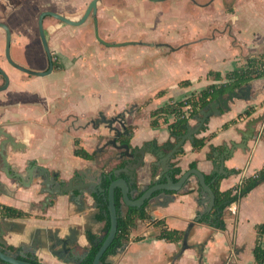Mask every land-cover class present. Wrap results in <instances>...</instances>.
Returning a JSON list of instances; mask_svg holds the SVG:
<instances>
[{"label": "crops", "instance_id": "0c3cea01", "mask_svg": "<svg viewBox=\"0 0 264 264\" xmlns=\"http://www.w3.org/2000/svg\"><path fill=\"white\" fill-rule=\"evenodd\" d=\"M91 1L0 0L4 8L0 18H7L14 30L15 56L34 65L36 70H43L39 14L48 10L80 16ZM204 1L118 0L115 3V0H101L97 15L99 35L104 12L113 11L112 19L106 24L111 36H100L103 40L149 44L121 46L125 50L105 46L99 41L104 47L98 45L95 34L80 41L87 36L85 31L90 30L91 20L75 28L67 24L53 25L46 20L53 51L65 55L63 61L75 57L78 61L62 64L64 70L54 73L55 78L52 75L35 83L22 81L17 72L10 73L9 88L0 92V127L23 144L19 151L8 148L13 170L24 174L28 165L33 164L48 169L57 182L68 184L73 180L69 187L72 189L79 185L82 174L91 188L102 185V175L123 168L119 165L126 161H121L116 148L105 147L113 138L112 130L92 122L101 116L111 119L118 114L124 115L127 126L133 128L132 151L148 145L169 152L165 145L177 142L169 127L175 118L170 116L167 123L160 119L153 127L151 112L170 102L198 95L212 84L223 86L225 95L243 88L242 97L234 98L229 110L209 118L196 135L197 138L208 137L200 151H195L188 141L171 165L181 168L178 177L193 168L205 176H224L219 183L222 191L237 187L261 170L264 167V76L235 87L227 74L245 69L251 58L264 53V0ZM162 2L168 3L165 5L170 9L167 13L165 6L158 8L157 4ZM122 4L124 7L117 10ZM155 24L158 33L168 29L169 41L162 39L167 35L157 34L153 39L143 36V25ZM185 31L188 35L182 36ZM68 33L77 36L76 39L66 36ZM152 41L159 45H152ZM204 46V54H195ZM151 53L154 58L165 55L172 58L169 62L173 65L165 66L156 61L155 66L149 67L147 62H153L148 57ZM178 54H185V57H172ZM162 66L167 67L163 73ZM134 69L141 70V74L129 75ZM144 70L150 73L153 70L156 74L146 75ZM187 81L188 84L183 83ZM249 108H254L251 116L239 117ZM195 116L189 120L192 125L196 124ZM252 117L262 119L256 127L262 137L250 140L247 148L236 149L232 156L225 158L227 175L215 173L221 155L232 142H241L239 130H243ZM76 139L89 153H96V157L88 160L76 156ZM156 161L153 151L146 154L143 166L135 174L133 183L138 191H133V197L157 181L161 169L153 165ZM233 169L239 173L230 174L229 170ZM122 177L129 178L126 174ZM190 180L185 190L173 193L174 200L160 194L148 202L146 211L150 219H137L128 241L109 255L106 263L255 264L257 227L264 222V182L229 207L235 215L227 218L225 230H217L197 220L206 204L196 177ZM39 189L35 184L23 186L0 171V204L29 215L14 219L0 217V245L13 246L15 255L34 256L42 264H77L78 255L90 249L88 233L96 238L105 234L106 222L98 219V215L103 214L101 206L94 194H80L77 190L48 204L47 194H39ZM127 208L123 206L124 213ZM157 220L165 222L168 229L184 232L193 225L187 247L184 248V237L180 242L157 239L161 229ZM204 242L206 245L201 253L196 246Z\"/></svg>", "mask_w": 264, "mask_h": 264}, {"label": "water", "instance_id": "95a60500", "mask_svg": "<svg viewBox=\"0 0 264 264\" xmlns=\"http://www.w3.org/2000/svg\"><path fill=\"white\" fill-rule=\"evenodd\" d=\"M100 0H92L87 7L84 14L80 17L75 19H70L66 16H62L56 12L52 11H44L40 14L38 20V28L41 37L42 44L45 48V51L48 53L49 57L51 58V52L49 48V44L45 35L44 30V18L46 16H53L69 25L73 26H81L87 22V20L92 17L94 20L95 26V36L97 40L108 47H121L127 45L137 44L136 42H125V43H108L103 40L99 35V27H98V3ZM0 27H3L7 30L9 35L8 27L0 23ZM10 37V36H9ZM7 57L11 64L15 67L19 68L20 70L24 71L25 73L33 76L38 77H45L52 73L53 65L51 66L48 71H37L32 70L23 66H20L16 62H14L9 54V42H7ZM0 71L5 76L6 83L4 86H0V92L5 91L9 87V77L7 74L0 68ZM243 93V88H239L238 90H233L228 92L227 95L222 94L217 96L213 101H211L208 105H206L196 116L195 121L196 124L192 125L188 123L187 131L185 134L177 137V142L175 144H166L165 148L169 149V152H165L161 148H156L152 146L145 145L138 150L132 151L128 144H124L122 146L117 144V137L111 140L110 144L117 148L123 149L124 155L127 159V165L123 168L114 169L113 171L109 172L108 174H103L102 179L100 178L101 183H104L106 180H110V184L108 188H104L102 185H97L94 188H91V184L84 182L86 178L85 175H81L79 177V185L75 186L74 189L69 188L73 185V180L70 181L68 184L57 182V179L54 175L49 172L48 169L29 164L28 167L25 169L24 174L19 172V170H13L9 163V156H8V148L11 147L13 150L19 151L22 150L23 144L16 142V139L3 128L0 127V171L4 173L8 178L17 180L19 184L23 186L30 187L31 185H39V194H47V198L45 199L48 204H52L59 196H64L69 193H74V190L80 192V194L87 193L89 195L94 194L95 199L98 197H104L108 201V209L107 214L110 217L111 226L108 231H105L103 237L97 238L96 241L101 243V246L94 258L93 264H101L102 257L107 252V250L111 247L113 241L118 232L119 226V212L116 206V191L120 189L123 195L124 204L128 208H141L143 207L146 202H150L152 199L160 197L161 195H167L171 198V200L175 199L173 193H180L185 190L191 181V177L195 176L198 182V185L201 187L203 195H204V204L205 207L202 212H200V217L197 220H200L204 215H208L214 205H215V193L213 192L210 184L206 182L205 175L199 171L197 168H193L182 174L178 181H174L173 177L171 176V161L175 159V157L182 152L183 146L186 142H194L196 135L199 134L206 122L209 120L210 117L214 115H221L223 110H229V103L234 100V98H240ZM124 115L118 114L116 117L107 119L104 116L101 119L96 120L93 124H105L110 129L114 130L118 133V137L121 135V131L118 128L114 127L115 123H119L123 129L126 128V124L124 121ZM262 121V119L258 117H252L246 122V126L243 130H239V134L242 137L240 143L232 142L231 147L227 146V150L224 155H221L220 165L218 168L215 169V173L217 174H224L227 175V172L224 169V162L225 158L228 156H232L236 149L244 150L247 148V143L250 140L257 141L259 138L262 137L261 132L256 130L257 125ZM151 151L154 152V156L156 157L157 161L153 164L158 166L161 171L158 174L157 181H153V185L146 188L143 191V194L138 199H134L133 191L135 193L138 191L137 189H133V181L135 180L136 171L143 166L145 156L147 153ZM122 174H126L129 178H123ZM218 175L213 179L214 181L217 180ZM95 180H98L95 179ZM161 181V182H160ZM100 183V182H99ZM97 201V200H96ZM193 225H191L185 232L184 236V248L187 247V241L189 232ZM74 253V252H73ZM72 253V254H73ZM89 250L84 251L83 253L79 254L77 259V264H81L82 261L87 257ZM71 254V256H73ZM0 260L6 264H35L30 261L21 260L17 257V255H12L10 253L3 252L0 249Z\"/></svg>", "mask_w": 264, "mask_h": 264}, {"label": "trees", "instance_id": "16d2710c", "mask_svg": "<svg viewBox=\"0 0 264 264\" xmlns=\"http://www.w3.org/2000/svg\"><path fill=\"white\" fill-rule=\"evenodd\" d=\"M229 81L234 84L235 87H241L242 84L248 83L255 78L264 76V53L260 54L255 58H251L248 62V65L245 69L235 70L227 74ZM188 84L189 82H183ZM225 89L223 86H218L217 84H212L198 95H192L181 101L170 102L154 111L151 112V125L156 127L159 123V120L162 119L164 123L168 122L170 116L175 118V121L169 125L171 135L175 138L183 135L187 131V125L189 120L197 115L206 105L213 101L217 96L222 95ZM191 106L190 115L186 117L187 107ZM254 113V108L247 109L243 114H240L239 117L251 116ZM228 124L225 125L227 127ZM133 134V128L129 126V134L126 138L122 139V142L127 143L130 146V139ZM208 137L195 138L192 143L193 149L195 151H200L206 144ZM75 155L83 159H94L96 153H89L83 147L80 146L79 139L75 140ZM126 162H121L120 167H124ZM171 175L173 180L176 182L179 179V175L182 170L176 164L171 165ZM230 174H238V170H229ZM206 182L210 184L213 192L215 193V205L212 211L208 215H204L199 223L207 224L217 230L226 229V220L228 217L235 214H231L230 206L233 203H239L240 200L250 193L253 189L259 186L264 182V167L259 170L253 176L246 178L240 185L233 189L226 191L220 190L219 183L224 176H220L217 180H213L215 175H207ZM110 180L104 181V188H108ZM132 188H137L136 183H133ZM143 194L138 192L134 199H138ZM98 205L101 206L103 214L98 215L100 221L106 222L105 231H108L111 226L110 217L107 214L108 201L104 197L96 198ZM123 195L120 189L116 191V206L119 212V226L118 232L113 241L111 247L107 250L101 260V264L106 263V259L109 255L114 253L118 248L122 247L127 241L130 235L131 230L136 225V220H148L150 215L146 211L148 202L141 208H127V211L124 213L122 208L124 206ZM0 217L2 218H25L29 217L28 214L23 213L22 211L15 209L10 206L0 204ZM157 224L160 225V233L157 236V239L164 240L167 242H180L185 232L179 230L168 229L165 226V222L162 220H157ZM257 243L255 247V264H264V222L257 227ZM88 238L90 241V249L87 257L82 261L81 264H93L94 258L101 246V243L96 241V237L92 233H88ZM206 242L196 246L199 252L203 253ZM0 249L3 252L10 253L15 255L16 249L13 246H8L6 244L0 245ZM17 257L21 260L30 261L35 264H42L34 256H28L22 258V256ZM0 264H6L0 260Z\"/></svg>", "mask_w": 264, "mask_h": 264}, {"label": "flooded vegetation", "instance_id": "af4514ba", "mask_svg": "<svg viewBox=\"0 0 264 264\" xmlns=\"http://www.w3.org/2000/svg\"><path fill=\"white\" fill-rule=\"evenodd\" d=\"M153 1H155V0H153ZM89 4L87 5V7L89 6ZM87 7H86V9H87ZM86 9L83 11L82 14H84ZM3 10H4V8L0 6V11H3ZM46 11H48V10H46ZM52 12H55V11H52ZM56 13H58V12H56ZM40 14H39V16H40ZM58 14H60L62 16H66V17H68L70 19H75V18H78V17H80L82 15L81 14L80 16H73L72 17V16H69V15H66V14H61V13H58ZM47 17H51V19H53V18L56 19V21H57L56 23H59V25H66L67 24V23H65V22H63V21H61V20H59V19H57V18H55L53 16H46L45 18H47ZM45 18H44V20H45ZM6 19L7 18H2V17L0 18V23L5 24L8 27V30H9V35H8L7 30L5 28H3V27H0V68L9 77V86H10L11 75H10L9 71H7V68H11L12 70H14V72H17V73H20V74H24V75H28V76H32V75H29V74L25 73L24 71L20 70L19 68L15 67L13 64H11L9 62L8 57H7V42H9V54H10L11 59L14 62H16L17 64H19L20 66H23V67H26V68H29V69L31 68L32 70H34V69H33L32 65H30L29 63H24L17 56H15V53H14V50H13V47H14V44H15L14 30H13L12 26L10 25V23ZM38 20H39V17H38ZM88 20H91L93 22V24H94V20H93L92 17H90ZM43 23H44L45 35H46V38H47V41H48V44H49V48H50V52H51V58L49 57L48 53L45 51V48H44V46L42 44L41 37H40V42H41V46H42V50H43V65H44V67H43V70H37V71H48L50 66H51V63H52L53 71L49 75L43 77V78H46V77L52 76L54 73H57L60 69L63 70V67H62V65H60L59 57L56 56V53L53 51V49H52V47L50 45L49 29L46 27L45 21H43ZM67 25L68 26H72V27H77V26H73V25H69V24H67ZM94 28H95V26H94ZM94 32H95V29H94ZM39 36H40V33H39ZM5 83H6L5 76L0 71V86H4ZM102 117L103 116H101V118ZM101 118H98V119H101ZM124 121H125V118H124ZM101 124H103V123H101ZM125 124H126V122H125ZM96 125H100V124H96ZM103 125H105V124H103ZM116 125L119 126V127H117ZM114 127L118 128L121 131V135L118 137V133L111 129L112 132L114 133L113 134V138L111 140H113L115 138V136H116L118 145L122 146L124 144H127V143L122 142V139L126 138V136L129 134V126H127V124H126V128L123 129L119 123H115ZM111 140H109L105 144V147L106 146H112L110 144ZM117 151H118L117 152L118 153V157L121 159V161L125 160L127 162L126 156L124 155V150L123 149H117ZM88 160H91V159H88ZM126 165H127V163H126ZM102 185H104V184H102Z\"/></svg>", "mask_w": 264, "mask_h": 264}, {"label": "rangeland", "instance_id": "374dc122", "mask_svg": "<svg viewBox=\"0 0 264 264\" xmlns=\"http://www.w3.org/2000/svg\"><path fill=\"white\" fill-rule=\"evenodd\" d=\"M116 1H118V0H115V3H117ZM212 0H205L204 1V3H209V2H211ZM201 2H203V0H201ZM130 4V3H129ZM168 4V3H167ZM166 4V2H162V3H158L157 5H158V8H160V7H162V6H165V5H167ZM114 7H116V6H114ZM120 7H124L123 6V4L122 5H120V6H117V10H119L120 9ZM158 10V12L161 10V9H157ZM168 10H170V9H168L167 8V6H165V12L167 13L168 12ZM189 13H191V14H193L194 12L193 11H189ZM112 15H113V11L112 10H109V9H107L105 12H104V19H102V22H101V26H102V32L100 33V36L102 37V36H111V34H110V30L107 28V26H106V24H107V22H108V24H109V22H110V19H112ZM106 19L108 20V21H106ZM46 20L49 22V21H51L50 23L51 24H53V25H59V23H56L57 21H56V19H51V17H47V18H45V22H46ZM89 21V20H88ZM84 25V24H83ZM82 26V25H81ZM100 26V25H99ZM213 27L214 26H216L215 24L214 25H212ZM77 27H79V26H77ZM70 28V27H69ZM75 28V27H74ZM100 30V29H99ZM182 30V29H181ZM141 31H142V34H143V36L146 38V39H153V36H155V35H157V34H161V35H167V33H168V29H162L160 32L161 33H158V28H157V25L155 24L154 26H150V27H147V25H143V28L141 29ZM75 32V31H74ZM88 33V34H87ZM87 34V36L86 37H84V38H81L80 39V41H86V39L88 38V37H90V36H94V34H95V32H94V26H93V23H92V25H90V30H86L85 31V35ZM67 35H70L71 37H69V38H71V39H76V37L77 36H74V34H72V33H68V34H66V36ZM188 35V32L187 31H185V32H182V36H187ZM51 37H52V35H50ZM62 37V36H61ZM96 38V37H95ZM163 39V41H169V35H167L166 36V38H162ZM166 39V40H165ZM107 41L108 42H112V39H107ZM133 41H135V40H133ZM153 42V41H152ZM157 42V41H156ZM152 43V45H159V44H157V43ZM97 44L98 45H100V46H102L100 43H98V40H97ZM137 44H139V45H149V44H146V43H144V42H140V41H138V43ZM102 47H104V46H102ZM115 49L117 48V50H120L121 48H122V50H125V49H123L124 47H114ZM204 48H205V46L204 47H202V48H199L198 50H200L201 52H196L195 54H199V53H201V55L202 54H204ZM206 55V54H205ZM56 56L57 57H59V62H60V65H62V64H67V65H70V63H74L75 61H78L77 59V57H75V58H69V59H65L64 61H63V57H66L65 55H58V54H56ZM154 54H150V55H148V57H149V59H151V60H153V62L151 63V62H147V65L149 66H155L156 65V61H157V64L158 63H165L164 65L165 66H168V65H171V63L172 62H169V60L170 59H172V58H168V56H161V57H158V58H154ZM130 57H132V56H128V58H130ZM172 57H176V58H184L185 57V54H178V55H176V56H172ZM197 61H200V59H198ZM181 62V61H180ZM194 62H196V61H194ZM135 63H138V62H135ZM200 63H201V61H200ZM174 64H176V63H174ZM172 65H173V63H172ZM34 66V65H33ZM37 66V65H36ZM149 66V67H150ZM92 68H93V66H92ZM91 68V69H92ZM163 70H162V73L163 72H165V70L167 69V67H165V69H164V66H162L161 67ZM31 69V68H30ZM33 69L34 70H36V68H35V66L33 67ZM148 69V68H147ZM149 69H151V68H149ZM64 70V69H63ZM63 70H59L57 73H59V72H61V71H63ZM7 71H9V73H11L12 71H14V70H12L11 68H7ZM145 72H144V74H156V72H154L153 70L151 71V73L150 72H146V70H144ZM83 72V71H82ZM137 72H140L139 74H141V70L140 71H136V69H134V71H133V74H132V72H130V73H128L129 75H135ZM19 75H20V77L22 78V81H24V82H29V83H31V82H34L35 83V81H41V80H43L44 78L43 77H38V76H28V75H24V74H20V73H18ZM120 75V74H119ZM57 75H53V78H55ZM141 76V75H140ZM92 79V78H91ZM118 89V88H117ZM117 91V90H116Z\"/></svg>", "mask_w": 264, "mask_h": 264}, {"label": "built area", "instance_id": "2783aa9c", "mask_svg": "<svg viewBox=\"0 0 264 264\" xmlns=\"http://www.w3.org/2000/svg\"><path fill=\"white\" fill-rule=\"evenodd\" d=\"M190 110H191V106H188V107H187V110H186V117H189V115H190Z\"/></svg>", "mask_w": 264, "mask_h": 264}]
</instances>
